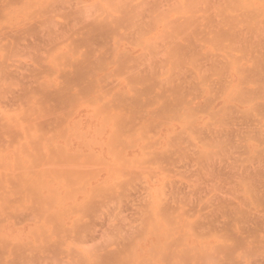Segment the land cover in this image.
Wrapping results in <instances>:
<instances>
[{
	"label": "rangeland",
	"instance_id": "374dc122",
	"mask_svg": "<svg viewBox=\"0 0 264 264\" xmlns=\"http://www.w3.org/2000/svg\"><path fill=\"white\" fill-rule=\"evenodd\" d=\"M263 197L264 0H0V264H264Z\"/></svg>",
	"mask_w": 264,
	"mask_h": 264
},
{
	"label": "bare ground",
	"instance_id": "6f19581e",
	"mask_svg": "<svg viewBox=\"0 0 264 264\" xmlns=\"http://www.w3.org/2000/svg\"><path fill=\"white\" fill-rule=\"evenodd\" d=\"M112 22H113V21H112ZM121 23H122V21H121ZM121 23H119V24H121ZM98 25H99V24L95 25V27H97ZM100 25H102V23H101ZM103 25H104V24H103ZM99 28H100V27H99ZM99 28H98V29H99ZM96 29H97V28H96ZM102 29H103V28H102ZM99 30H100V29H99ZM103 30H105V29H103ZM108 31H109V29H108ZM108 31H105V32H108ZM95 32H97V31H95ZM98 33H100V32H98ZM100 34H101V33H100ZM262 199L264 200V197H263ZM255 225H256V224H255ZM257 226H258V225H257ZM257 226H256V227H257ZM260 227H261V226H260ZM262 227H263V226H262ZM252 228H254V227H252ZM242 230H244V229H242ZM245 230H247V229H245ZM245 230H244V231H245ZM250 230H252V229L250 228ZM255 230H256V229H255ZM248 231H249V230H248ZM263 231H264V230H263ZM255 232L257 233V231H255ZM253 234H254V233H253ZM247 235H248V234H247ZM258 235H259V234H258ZM249 236H250V235H249ZM249 236H248V237H249ZM252 236H253V235H252ZM252 236H250V237H252ZM257 237H258V236H257ZM257 237H256V238H257ZM254 240H255V239H254ZM255 241H256V240H255ZM261 242H262V241H261Z\"/></svg>",
	"mask_w": 264,
	"mask_h": 264
}]
</instances>
